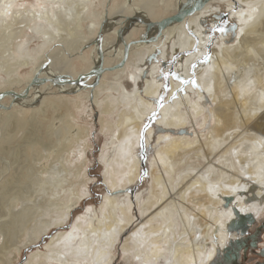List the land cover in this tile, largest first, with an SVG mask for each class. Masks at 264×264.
<instances>
[{
	"label": "bare ground",
	"instance_id": "6f19581e",
	"mask_svg": "<svg viewBox=\"0 0 264 264\" xmlns=\"http://www.w3.org/2000/svg\"><path fill=\"white\" fill-rule=\"evenodd\" d=\"M22 1L0 0V92L13 90L21 95H6L0 100V117L7 119L8 124L7 134L0 136V156L14 141L12 133L27 125L29 130L24 133L22 142L25 158L39 160L42 147H48L49 152L52 147L57 153L52 155L53 162L47 168L45 163L38 165L42 169L37 176L39 180H34L36 194L22 203V210L15 217L17 225L11 229L12 236L9 235L8 241L2 240L0 264L16 260L22 248L38 241L50 227L62 226L87 193L84 160L76 164L75 170L69 166L70 148L76 142L87 144L84 137L81 138L87 134V128H73L71 124L70 113L81 109L79 98L82 94L85 98L88 96L85 91H97L108 72L119 79L127 68L133 47L147 44L151 52L161 40L169 41L167 46L172 54L194 50L176 68L182 78L188 79L191 66L196 63V98L191 100L189 90L193 87L189 84L173 101L166 99L159 110L157 148L150 158V188L146 199L138 204L141 228L125 238L121 250L129 264H231L232 261L224 259V248L230 240L241 238L243 226L249 225L250 229L264 212V59L255 64L258 50L254 49L256 43L264 47V0H241L243 7L233 15L237 23L229 39L231 42L220 35L213 43L207 64L200 62L208 41L201 19L206 16L211 0H201V6L193 13L164 26L155 23L167 16L154 20L138 0H126L124 7L128 3L131 11L121 7L116 13L121 17L116 19L108 6L118 0H33L28 4ZM177 1L182 6L186 0ZM127 12L129 15H125ZM134 19L149 30L147 37L151 38L137 40L130 39V35L122 38ZM86 21L90 28L87 34L83 31ZM150 22L154 25H149ZM187 28L194 34L190 35ZM33 40L38 43L30 47ZM51 43H58L62 48L60 61H52L53 55L44 52ZM69 44L74 50H66L65 45ZM89 46H93L96 61L91 72L102 70L92 74L90 80L83 73L75 82L76 74L68 69V62L72 60L69 57H83V49ZM125 51V60L116 66ZM139 52L133 53L137 56ZM111 55L117 56V60L109 66L105 58ZM42 64L44 67L40 70ZM25 67L28 71L22 75ZM151 69L157 71V67ZM35 73L48 81L31 85ZM55 76H58L57 82L49 80ZM153 78H146L142 91L134 88L124 94L128 105L115 121L107 120L105 126L104 119L101 120L102 127L116 128L110 143L120 141L105 166L111 187L119 184V188H124L137 178L139 159L135 147L143 122L154 106L148 98L155 99L161 85ZM48 83L53 88L45 87ZM19 85L22 87L16 89ZM177 86L179 82L171 81L172 93ZM206 96L212 104L207 115L201 103ZM6 97L11 98L10 102H5ZM119 97L117 103L105 101L100 109L102 117L114 112L120 104ZM26 106H31L28 113ZM58 110H61L58 116L61 124L55 127L52 123ZM190 117L193 120L197 117L201 126L210 123L207 130L195 131L193 137L185 135L183 130L188 128ZM43 127L49 128L45 134L47 139L40 136ZM152 132V129L146 131V141L152 138ZM29 147L32 156L27 153ZM11 156L13 160L10 159L11 163L7 159L8 166L17 170L20 166L16 157ZM26 172L20 170L7 176V185L11 187L16 180L23 183L21 179H31V174ZM123 197L118 199L107 193L98 210L100 214L87 209L77 228L52 236L45 246L46 251L33 252L26 264L53 261L111 264L114 245L134 217L128 196ZM252 220L254 223L249 224ZM11 246L14 248L10 249Z\"/></svg>",
	"mask_w": 264,
	"mask_h": 264
},
{
	"label": "rangeland",
	"instance_id": "374dc122",
	"mask_svg": "<svg viewBox=\"0 0 264 264\" xmlns=\"http://www.w3.org/2000/svg\"><path fill=\"white\" fill-rule=\"evenodd\" d=\"M135 1H137V0H135ZM186 1L188 2V0H186ZM186 1H185V3H186ZM22 2L24 4H28V3L33 2V0H24ZM125 2H126V0H118V2L116 1V2L112 3L111 6H108V7H110V10L112 11L113 17H115V19L118 17H121L119 15L117 16L118 10L119 9L121 10L124 7ZM137 2L142 3L144 5V7H145L144 9L148 10V11H146L147 13L150 11L149 14H150V16H154V18H153L154 20H159L158 18L170 16L180 6V4L177 0H138ZM209 2H210V8H209L208 12H206L207 13L206 16L202 17V19H201V25L203 26V29L206 31L205 35H208V37L211 36V42L210 43L207 42L206 51L200 60V62H202V63L204 62V64L209 63L208 59L205 58L206 54H209L211 57V48L213 46V43H214V41H216L217 39L220 38V35L223 36L225 38V40L228 42L230 41L229 39H232V35L234 34V31H235L234 30V24L237 23V19H236L237 17H236V15L235 16H233V15L235 13H237L243 7V3L241 2V0L240 1L239 0H211ZM114 4H115V6H114ZM186 4H188V3H186ZM127 5H128V3L124 7V9L129 12L131 10L129 8H127ZM113 8H115L116 10ZM130 13H132V12H130ZM114 15H116V16H114ZM125 15H129V13L125 14ZM225 21H226V23H224L223 26L225 27L226 31L224 33H220L218 31H211V28L213 25L220 26L221 22H225ZM133 22H135L134 23L135 25L133 24ZM133 22H132V25L130 26V28H127V30L124 33H122V35H121L122 38L124 36H127V35H130L129 36L130 39L132 37V39L135 38L137 40L145 39V38H151V37H147V35H148L147 33H149L148 32L149 30H147L146 27H144L140 22H138L137 19H134ZM88 23L86 21L85 27L83 28V31L85 34H87L86 33L87 31L89 33L90 28H89V26L88 27L86 26ZM137 24H139V26ZM118 27L119 26H117V28ZM122 27H125V24ZM112 28L115 29L116 27L113 25ZM113 29H111V30H113ZM187 31L190 35L194 34L191 28H187ZM108 33H110V31ZM37 43H38L37 40H33L32 42L29 43V45H30V47H33ZM52 44L53 43L49 44L47 46V48L45 47L44 52H46L50 56L53 55V58L51 59L52 61L53 60L58 61L59 60L58 56L61 53H63V50H62V48L58 47V43H55L53 45ZM168 44H169L168 40H167V42H165V40H161L160 42H158V44H157L158 46L156 45V47L153 48L156 50H152L151 52H149V46H146L147 44H144L145 47H142L143 45L142 46L138 45L136 47H133L132 48V54L130 55V57L128 59L129 61H127V68L120 75L119 79H117L118 77H116L114 73L108 72L104 76V79L102 80L103 82H101V85L97 88V91L93 90L91 88V90H93V91H91L89 93H88V91H85L88 94V96L86 98L83 96V94L79 98L80 100H82L81 101V103H82L81 109H75L74 112L70 113L71 124H72L73 128H81V129L87 128L86 129L87 134H85V136L81 137V138L84 137L83 139L86 140L87 144L84 145V143H81L80 145H78V143L76 142L70 148L72 150H70L69 166L73 170H75L77 167L76 164L78 162H80L81 160L82 161L84 160L85 171L87 174V181H86V185H85V188L87 189V193L82 197V199L80 200L78 205L71 211L70 216L68 217L67 221H65L62 226L50 227L48 229V231L45 234H43L38 241L31 243L30 245L22 248V250L19 253L18 258L16 260L8 262L7 264H26L27 260L29 259V256L33 252L38 251V250L46 251L45 246L48 243L49 239L52 236H54L55 234H57L58 232L70 233L73 228H77L79 219L82 218L83 215H85V213H87V209L96 210L100 214V212L98 210L100 208V205L103 202L104 196L107 193H111L112 195H115L117 198L119 197L118 199H122V198H124L123 196L127 195L128 199L132 205L131 210H132V214L134 216L133 222H132V224L128 225V227L126 228V231L121 234V236L119 237V239L115 243L114 248H113V260L111 262V264H129L128 261H125L126 259H125V255L123 254V252L121 250V245L124 242L125 238H127V237L130 238L131 237L130 235L134 234L136 231H138L141 228V226L139 225V222L142 219V216L139 213L138 204L140 205L141 202L144 199H146L148 192H149V188H150V182H151L150 181V158H151L153 152L157 148L155 143H156L157 135L159 133L158 128L160 126L159 124H157L158 119H159V110H160L161 106H163V104L166 103L165 102L166 99H168V102L173 101L176 98L179 91L184 90L185 87L189 84H191V86L193 87V89L189 90L190 91V98H191V100H195V98H196V95H195L196 94V84H193L191 82V80L193 78V74H194L195 83H196V75H195L196 63H194L195 64L194 68L192 67L193 65L191 66L192 71H191V74H190L188 79L182 78V76L179 74V71L176 68L177 65L179 64V62H181V60H183V58L186 55H190V53H193L194 50L176 51L175 53L172 54L170 51V48L167 46ZM72 47L73 46H70V44L65 45V48L67 51H69V49L74 50ZM259 48H261V49H259ZM146 49L148 50L147 51L148 53H146ZM254 49L258 50L257 51L258 56L255 59L256 60L255 64H259L264 59V47H261V46L257 45V43H256V45L254 46ZM135 51H140L139 52L140 54H137V56H136V54L133 53ZM141 52H143V53H141ZM165 52H166V54L164 55L163 53H165ZM116 57L117 56L114 57L112 55L107 56L105 58V60H106V62H108L109 66H110V64L114 65L113 63L117 60ZM69 59H72V60H69V62L67 61L69 63L68 69L70 68V70H72V72L75 73L76 76L82 75L83 73H85V75L89 76L88 77L89 80L91 79L92 74L88 75L87 73L93 69L94 65L96 66V64H95L96 61L94 62V59H93V46H91V47L89 46V47L83 49V57H80L77 55V56L69 57ZM209 60H210V58H209ZM156 67H157V71L155 69L156 72H154L151 68H156ZM151 70H152V73H151ZM27 71H28V67L23 68L21 70L22 75L25 74ZM141 71H143V72H141ZM136 72L138 73V76H137ZM42 73L43 74L45 73V69L42 70ZM173 73H175V75H173ZM134 76H137V77L135 78ZM149 77H154L153 79L160 81L161 85H160V90H159L157 96L155 97V99L151 98V97L148 98V100L153 102L154 106H153V109L149 112V114L147 115V117L145 118V120L143 122V125L148 124L147 129L144 131L143 146H141V140H140V135H139L138 143L135 147V151H136L137 157L139 159V172H138L137 178L135 179L134 182L129 183L124 188H122V187L119 188V184H118V186L111 187L108 185V182H107L110 179H108L109 176L107 177L108 174L105 171V169H106L105 166L112 159L114 152H115V149L117 146H119L120 141L117 142L118 140H116L115 141L116 145L115 144L113 145L110 143V139L113 138L114 134L116 133V130H115L116 128L115 127H102L101 120L104 119L103 120L104 125H105V121L107 122V120L115 121L117 119L119 113L121 111H123L125 108H127L128 98L125 96L126 95L125 93H131L132 91L135 90L134 88H136V90H138L139 92L142 91L145 87V80H146V78H149ZM171 81L179 82V86L176 87V89L173 93L171 92ZM91 82H92V80H91ZM117 83H118V85H121V86H118ZM50 85L51 84L48 83L47 85H45V87H48L49 89L53 88V86L51 85L52 86L51 87ZM18 87H22V86L19 85L16 87V89H18ZM122 88H123V90L121 91ZM43 89H45V88H43ZM54 89H56V88H54ZM120 92H122V93H120ZM94 94H96V96ZM118 96H120L119 97L120 98L119 99L120 104H118L116 106L114 112L112 114H108V115L104 114V116L102 117V110H100V109L102 108V105L105 103V101L106 102L109 101L110 103H117L115 101H117L116 99H118ZM122 99H124V100H122ZM4 100H5V102H10L11 98L6 97V98H4ZM201 103L203 105L204 114L207 115L210 107L212 106L211 101L206 96V97L202 98ZM30 108H31V106H26V109H27L26 112L27 113L30 111ZM185 110H186V108H184V111ZM153 111H155L157 113L156 118L149 120L148 118ZM60 112H61V110L55 111L56 119H54V121H53L54 123H52L53 125H55V127H57L61 124V119L58 117L60 115ZM187 113H188L187 115H189V111H187ZM196 118L194 120L191 118V120L188 124V128L183 130V132H185V135H187L189 137H193L195 131L202 133L205 130H207L208 125L210 123H208V125L206 123L205 126H201L198 122V118L197 119ZM0 120H1L0 121V129H1L0 130V136H1V134L4 132H5L4 134H7L6 132H7L8 124H7V119L1 118ZM34 121H36V123L39 125V119H36ZM40 121H42V120H40ZM3 124H5V125H3ZM37 124H35V125H37ZM143 125H142V127H143ZM46 127H48V125H46ZM142 127H141V129H142ZM48 129L49 128L43 127V129L39 131L40 136H42L44 139L48 138L45 136L46 131ZM149 129H152V131H153L152 132V138L149 141H146V135L145 134H146V131ZM28 130H29V128L27 125V127L26 126L22 127L21 129L16 131L14 134L12 133L14 141L9 143V145H10L9 150L6 149L4 152H1V156H0V185H1L0 186V194H1L0 195V204L2 205V206L0 205V247L3 243V241H2L3 239H4V241H8V239L10 238L9 235L12 236L11 229H13L14 226L16 227V225H17V222H15V220H16L15 217L18 215L19 211L22 210V203L23 204L25 202L27 203L28 202L27 197L30 195L32 196L33 194H36V193H34V191L36 189L34 180L37 179L38 173H39L40 169H42L41 167L39 168V166L42 163H45V168H47L50 165L51 161L53 162L52 157H54V156H52V155H55V153H57V151L56 150L54 151V149L52 147L50 149V152H49V150L47 151V149H49L48 147H44V148L42 147L43 149L41 148V150H40V156H41V158L39 159L40 161L38 160V158L37 159H35L33 157H30V158L26 157L25 158V150L22 149L23 148L22 142H23V139H25V137L23 135H24V133H28ZM140 132H141V130H140ZM178 135H180V134H178ZM54 137L56 138V136H53V139H54ZM60 137H61V135H60ZM19 142H21V143H19ZM13 143H14L15 147H14ZM9 145H8V147H9ZM15 148H16V150H15ZM52 149H53V151H51ZM27 153L29 155H31V153H32L31 147L28 148ZM15 154H18V155H15ZM11 155H13V158L16 157L17 165L20 166L17 168V170L15 169L16 167L14 168V166L12 167L13 169L11 167L9 168V166H8V164L10 162L12 163V161H10V159L13 160L11 158L12 157ZM50 158H51V160H50ZM7 159L10 162H8ZM54 161H56V160H54ZM56 162H54V163H56ZM36 164H37V167H36ZM21 165H22V167H21ZM33 165H35L34 166L35 168L33 167ZM6 167H8V168H6ZM36 168L37 169L39 168V169L37 170ZM4 169H8V171L4 170ZM20 170H22V171L27 170L26 174L30 173L32 176L31 179H28V178L27 179L25 178V180L21 179L23 181V183L21 181H20L21 183H18L19 181L16 180L11 185V187H10V185H7L8 183L5 180L7 178V176L9 177L12 175V173H15V172L20 171ZM125 179H126V177L124 178V180ZM29 180H31L32 183ZM37 180H39V179H37ZM13 185H15L17 187H15ZM120 185H121V182H120ZM29 187H30V189H28ZM4 195L7 196L6 197L7 199L5 198ZM2 196H4L3 200L1 199ZM21 199L23 201H21ZM1 200H2V202H4L3 203L4 205L1 203ZM256 219H257L256 223L254 225H252L251 228H254L260 222L264 221V212L260 213L258 218H256ZM12 220L14 221L15 224H13ZM5 234L8 236H6ZM260 243L261 244L259 246H262L264 248V236L260 240ZM259 246L256 247V251L255 250H248V254L246 255L245 258L241 257L240 262H246L248 264H251V263L255 262L256 260H260L259 255H257L259 252V250H258ZM12 247L13 246H11L10 249L14 248V247L13 248ZM51 264H61V263L53 261ZM77 264H87V262L86 263H80V262L78 263L77 262Z\"/></svg>",
	"mask_w": 264,
	"mask_h": 264
},
{
	"label": "water",
	"instance_id": "95a60500",
	"mask_svg": "<svg viewBox=\"0 0 264 264\" xmlns=\"http://www.w3.org/2000/svg\"><path fill=\"white\" fill-rule=\"evenodd\" d=\"M190 2H188V4H184V5H180L177 10L171 14L170 16H167L165 18H163L162 20H160L159 22H156L155 24H158V26H164L172 21H175V20H178V19H182L184 18L185 16L189 15L190 13H193L195 10H197L200 6H201V0H189ZM149 25H154V22H150ZM125 57H126V51L124 53V56H123V59L120 61V63L118 64H115L116 66L121 64L122 61L125 60ZM44 67V64H42L40 66V70ZM101 68L97 69L96 71L94 72H88L87 74L88 75H91V74H99L101 72ZM81 75L77 76V78L74 80L75 82L78 81L80 79ZM50 81L52 82H57L58 81V76H55L51 79H49ZM42 81H48L47 79L45 78H39L38 74H34V76L32 77L31 81H30V84H38L39 82H42ZM6 95H12L14 97H20L21 95L18 94L17 92L13 91V90H6L4 92H0V100L6 96ZM239 214V213H238ZM248 217H250L251 215L249 214H246ZM241 218L243 219L244 216H241ZM254 221L252 220L251 223L249 224H253ZM248 226L249 225H244L243 226V231L242 233L244 234V232H246L248 230ZM254 241H252L250 243L251 246H254ZM240 244H244V242H241L239 240V238H235L233 241L230 240L229 243L227 244V246L224 248V251H223V256H224V259L227 261H233L237 258V255H238V247ZM261 254L264 255V249H261Z\"/></svg>",
	"mask_w": 264,
	"mask_h": 264
},
{
	"label": "flooded vegetation",
	"instance_id": "af4514ba",
	"mask_svg": "<svg viewBox=\"0 0 264 264\" xmlns=\"http://www.w3.org/2000/svg\"><path fill=\"white\" fill-rule=\"evenodd\" d=\"M246 234V235H245ZM264 236V221L260 222L258 225H256L254 228L248 229L239 240L241 242H244V244H240L238 247V255L235 260L231 262V264H248L246 262H240L241 257L245 258L248 254V250H255L256 247H258L261 243L260 240ZM254 241V246H251L250 243ZM261 249H264L262 246H259L258 254L260 257V260H256L255 262L251 264H264V255L261 254Z\"/></svg>",
	"mask_w": 264,
	"mask_h": 264
},
{
	"label": "snow or ice",
	"instance_id": "6c2138e0",
	"mask_svg": "<svg viewBox=\"0 0 264 264\" xmlns=\"http://www.w3.org/2000/svg\"><path fill=\"white\" fill-rule=\"evenodd\" d=\"M253 11H255V10L253 9ZM249 19H251V16H249ZM224 23H226V21H225V22H221L220 26L213 25L212 28H211V31H218V32H220V33H224V32L226 31L225 27L223 26ZM207 42H208V43L211 42V36L208 37V41H207ZM205 58H206V59H209V58H210V55H209V54H206V57H205ZM192 67L194 68V67H195V64H193ZM173 75H175V73H173ZM191 82H192L193 84H195L194 74H193V78H192ZM156 115H157V113H156L155 111H153V112L150 114V116H149L148 119H149V120L155 119V118H156ZM147 127H148V124H144L143 127H142V129H141V132H140L141 146H143L144 131L147 129ZM145 174H146V173H145ZM68 238H69V239L71 238V234L69 235Z\"/></svg>",
	"mask_w": 264,
	"mask_h": 264
}]
</instances>
